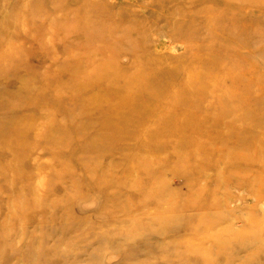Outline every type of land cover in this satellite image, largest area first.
<instances>
[{
  "label": "rangeland",
  "instance_id": "1",
  "mask_svg": "<svg viewBox=\"0 0 264 264\" xmlns=\"http://www.w3.org/2000/svg\"><path fill=\"white\" fill-rule=\"evenodd\" d=\"M71 1L73 16L67 18L73 20L82 6L81 0ZM96 1L106 9L101 12L112 14L108 25L117 24L121 8L156 9L154 0ZM263 1L248 5L255 30L245 51L254 66L247 78L248 99L256 100L264 97ZM34 3L0 0V264H264V199L257 200L264 190L254 177L258 169L236 175L238 182L251 183L219 188L217 179L229 172H196L194 159L187 165L175 162L188 140L200 144L186 149L196 152L210 148L218 135L229 146L254 140L253 131L264 139L255 124L261 108L252 106V114L237 123L219 121V128L206 129V137L197 129L208 120L202 109L178 113L174 124L183 139L125 128L119 121V72H128L132 59L114 55L119 32L78 36L63 11L36 15ZM31 14L35 19H28ZM55 21L73 32L64 29L69 34H63ZM157 32L144 41L150 51L162 52L159 57L168 63L186 56V43ZM193 70L198 73L194 89L186 87L192 92L208 84L202 68ZM183 71L172 81L155 79L151 99L157 101V90L168 82L184 81ZM208 93L190 99L203 101ZM189 115L193 120L184 125ZM134 157L141 159V171L133 168L138 165ZM197 199L204 205L215 202L217 211L203 213L206 219L231 221L219 227L230 231L221 234L224 240L251 233L259 246L246 251L227 244L214 254L216 260L191 253L195 246L211 249V241L201 239L215 233L200 235L197 226L207 220L190 222L198 210L184 207ZM250 251L258 253L249 259Z\"/></svg>",
  "mask_w": 264,
  "mask_h": 264
},
{
  "label": "bare ground",
  "instance_id": "2",
  "mask_svg": "<svg viewBox=\"0 0 264 264\" xmlns=\"http://www.w3.org/2000/svg\"><path fill=\"white\" fill-rule=\"evenodd\" d=\"M78 1L80 0H72L71 3H78ZM248 5L249 0H154L153 7L156 9L146 10L142 6L137 7L139 11L133 7L119 9V21L112 25L106 24L112 19V14L101 12L105 7L96 0H81L82 12H76L73 20L67 18L73 16L72 8L67 0H46L44 5L42 0H35L34 8L36 15L45 11L47 14L55 10L63 11L65 20H70L67 24L71 27L76 26L78 36L101 31L107 34L119 32V49L113 51L114 55L119 52V59L123 56L132 59L128 72H119V121H123L125 128H135L144 132L146 128H149L156 135H166L168 139L173 137L183 139L182 134H178L179 128L174 123L179 121L178 113L184 116L189 109L191 112H199L198 110L201 109L204 111L208 120H203L197 129L202 137H206L207 128H219L218 122L221 120L240 122L241 119H246L248 114H252V106H256L258 109L261 108L256 115V128L264 133V109L262 110L264 97L261 100L252 97L248 99L250 87L247 78L254 66L253 60L245 51L250 48V36L255 32L249 18ZM36 15L31 14L28 19L33 20ZM59 23L55 21L57 26ZM59 27L61 29L57 27L58 30L63 34L73 32L68 27ZM156 30H158L157 34L165 38L182 40L186 43L188 45L186 56L168 63L159 57L162 52H157V49V51H150L144 41ZM106 50L111 52L109 48ZM91 55L90 52L88 57L90 58ZM220 58H224V61H218ZM195 66L202 68L203 72L200 74L208 84L201 83L192 92L186 90V87L191 86L194 89L198 75L193 70ZM181 69L184 70L182 72L184 81L168 82L166 87L157 90V101H153L151 95L155 90L150 84L155 79L160 80L166 77L172 81ZM169 91L172 93L166 95ZM205 91L209 92L207 99L203 101L190 99L198 98L197 95ZM192 120L190 115L185 117L184 125ZM243 134L244 131L240 133V136ZM255 135L254 131L249 134V137L254 139L249 143H234L232 146L227 144L223 136L218 135L210 148L197 147L196 149L199 150L196 152L186 151L196 144L188 140L185 153L183 151L182 157L175 162L187 165L190 159H194L198 165L196 172H204L205 168L229 172L226 178L217 179L216 186L219 188L227 186L238 188L242 183H251L246 179L238 182L236 175L245 174L249 167L257 168L258 173H254V177L262 184L264 190V139L260 140L261 138ZM180 144L181 142L178 145ZM134 159L138 165L133 168L141 171L143 167L141 159L136 157ZM184 173L187 174L189 171L184 170ZM263 199V195L257 198L258 201ZM187 203L185 210H198L196 211L198 215L190 222L207 220L205 226H202V223L197 226L202 227L199 229L200 235L202 231L204 233L212 231L211 234L215 232L201 239H204V242L211 241V249L206 250L202 245L193 248L191 253L197 257L206 258L211 255L212 259L216 260L214 254H221L227 244L236 245L246 251V248L252 245L259 246L258 240L250 235L251 233L232 235L229 241L223 239L221 234L230 233V231L226 229L225 232H221L219 227L225 224V221L226 224L228 222L231 224V221L222 220V217L210 221L202 215L203 213L212 215L217 211L214 200L206 205L200 199L187 200ZM256 253L258 252L250 251L248 258L252 259Z\"/></svg>",
  "mask_w": 264,
  "mask_h": 264
}]
</instances>
